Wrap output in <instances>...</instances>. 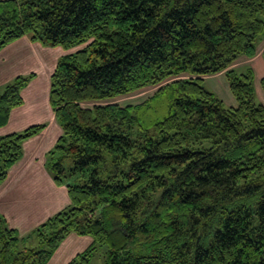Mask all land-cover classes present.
<instances>
[{
  "label": "trees",
  "instance_id": "trees-1",
  "mask_svg": "<svg viewBox=\"0 0 264 264\" xmlns=\"http://www.w3.org/2000/svg\"><path fill=\"white\" fill-rule=\"evenodd\" d=\"M25 35L81 46L49 77L62 133L44 165L69 203L25 235L0 214V264H47L72 232L91 242L67 264L98 246L102 264H264V104L253 69L230 67L256 55L264 0H0V50ZM221 71L234 106L203 85ZM35 77L0 89V127ZM46 125L0 134V184Z\"/></svg>",
  "mask_w": 264,
  "mask_h": 264
},
{
  "label": "rangeland",
  "instance_id": "rangeland-1",
  "mask_svg": "<svg viewBox=\"0 0 264 264\" xmlns=\"http://www.w3.org/2000/svg\"><path fill=\"white\" fill-rule=\"evenodd\" d=\"M25 40H27V46L24 45ZM30 41L31 40H29V38H22L14 44L13 48H10L11 52L9 54H3L2 56H0V58H2L0 60V89H2L3 85L6 82L10 81L17 74H27L29 72L36 73V77L28 84L25 89L22 90V97L24 99L23 105L14 108V112L13 110L11 111L9 121L4 126L0 127V134L19 131L34 123L46 122L48 125H46V127L44 128V130L47 128L45 131V135L47 136V141L45 143L46 146L51 137L55 135L56 130L61 129L57 123L54 124V115L48 103L49 77L55 67L57 58L60 55L70 51H74L81 46L65 50L60 46H44L39 42ZM29 42L31 44H28ZM261 46L262 48H264L263 41H260L257 45L258 48H260ZM253 57L245 56L244 58H238V60L230 65V67L233 69H237V72H242L246 69V66H249V63H247L249 61L248 59H251ZM261 61V57H257L256 59H254V61H252V65L254 67L253 73L255 72L254 79L256 77L254 87L256 88L255 96L257 101H261V99L264 100V91L260 84V79L264 76V62ZM221 72L222 76H216L215 74L203 76V85L207 89L213 90L223 100L225 105L234 106L236 105V100L229 89L228 81L224 74V71ZM157 88L158 85H148L130 93L116 96L109 100H103L99 102L87 101L83 102L82 105L85 107H90L94 103L104 102H115L122 106L127 104H136L151 96ZM49 124L51 126H49ZM60 131L62 133V130ZM57 136L58 135L56 134L55 138ZM40 140L42 141L41 138ZM33 141L34 140L31 138V140L27 141L26 144H24V150L26 149V152L20 165L18 166L19 168H22L21 171H25V174H28L29 171H31L32 173L30 172L29 179L27 176H22L20 183L18 182L17 184L18 187H13L14 189L12 188L10 189V191H15L16 193L19 192L21 198L25 196V199H29L30 195H32L31 198L33 200H36L42 198V192H44V190L46 189V185L43 181H40L38 175L35 177H30L34 173L33 169L31 168L42 163L41 160L43 159L44 152L46 150L48 151L54 143L46 148H41L40 145L30 148V143ZM39 160L41 161V163ZM26 167L28 169H26ZM72 235L82 238L81 236L74 233ZM74 239L75 238L70 239L68 243H66V249L67 251H69V253L75 252L77 254L78 252L83 251L89 245L88 244L86 247H82L84 246L83 241H75ZM64 245H62L60 249L63 248ZM74 246H77V248L74 249ZM105 251V246H98L91 260V263L102 264L105 258ZM60 253L61 251L58 252L57 256L50 262V264H62L61 260L64 258H61ZM68 256L69 255H67L65 258H67Z\"/></svg>",
  "mask_w": 264,
  "mask_h": 264
},
{
  "label": "crops",
  "instance_id": "crops-1",
  "mask_svg": "<svg viewBox=\"0 0 264 264\" xmlns=\"http://www.w3.org/2000/svg\"><path fill=\"white\" fill-rule=\"evenodd\" d=\"M25 37L29 38L27 35L22 36L21 38L15 40V41L9 43L8 45H6L5 47H3L0 50V56H2L3 54H5V55L9 54L11 52L10 48H13V46L16 42H18L19 40H21L22 38H25ZM261 41L264 42V39H262ZM30 42L28 44H31ZM24 45L27 46V40L24 41ZM263 49L264 48H262V46L260 48L257 47L256 55L253 58L248 59L249 61L247 63H249V66L253 68V71H254V67L252 65V61H254V59H256L257 57H261V60H262L261 62H264L263 57H262ZM244 57L240 56L239 58H244ZM1 59L2 58H0V60ZM215 75L216 76H222V72L217 73ZM254 75H255V72H254ZM255 82H256V77L254 79V86H255ZM255 94H256V88H255ZM260 102L264 104L263 99H261ZM13 112H14V110H13ZM10 114H11V112H10ZM9 117H10V115H9ZM53 122H54V124L56 123L55 119ZM49 126H51V125L49 124ZM46 129L43 130L40 134H38L34 137H31L34 141L30 143V148L33 146L36 147L38 145H40L41 148H46L49 145L51 146L56 141L58 136L61 134V131H60L61 129H57L55 135L57 134L58 136L56 138H55V135L53 137H51L50 141L45 146V143L47 141V139H46L47 136L45 135ZM31 138L24 141V143H23V156L15 165H13L9 169V173H8L7 178L5 179V181L3 183L0 184V214H2L5 217L7 223L10 227L16 228L18 230L20 235H25L31 229H33L35 226H37L39 223H41L46 218H48L49 216H51L52 214H54L55 212H57L58 210H60L61 208H63L64 206H66L69 203V198H68L65 186L64 185H60V186L56 185L55 182L53 181L51 175L48 173V171L45 168L44 160H45V152L47 150L44 152L43 159L42 160L40 159L42 161V163L39 160L41 164L31 168V169H33L34 173L32 176H30V177H35L38 175L40 178V181H43L45 183L46 189L44 190V192H42L43 193L42 198L33 200L31 198L32 195H30L29 199H25V196L21 198V196L19 195V192L16 193L15 191L14 192L10 191V189H12L13 187H18L17 184H18V182L20 183L22 176H27L29 179V174L31 171H29L28 174H25V171H21L22 168L21 167L19 168L18 166L20 165V163H21V161L25 155V152H26V149L24 150V144H26L27 141L31 140ZM40 138L42 139V141L40 140ZM26 169H28V168L26 167ZM72 234H73V232L70 233L65 238V240L60 244V246L57 248V250L55 251V253L53 254V256L51 257V259L49 260V262L47 264H50V262L57 256L58 252H60V251H61V253H60L61 258H64L61 260L62 264H66L68 262V260H70L76 254L75 252L69 253V251H67V249H66V243H68V241L70 239L75 238L74 239L75 241L76 240H82L84 243V246H82V247H86L91 242L90 236L85 235V236H81L82 238H79V237L73 236ZM77 238H79V239H77ZM62 245H64V247L60 249V247H62ZM73 248L75 249V248H77V246H74ZM67 255H69V256L67 258H65Z\"/></svg>",
  "mask_w": 264,
  "mask_h": 264
}]
</instances>
